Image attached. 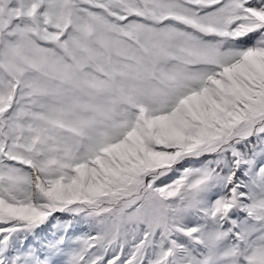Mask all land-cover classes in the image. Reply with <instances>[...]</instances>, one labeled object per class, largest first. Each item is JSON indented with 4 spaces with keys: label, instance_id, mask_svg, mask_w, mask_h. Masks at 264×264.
Listing matches in <instances>:
<instances>
[{
    "label": "snow or ice",
    "instance_id": "1",
    "mask_svg": "<svg viewBox=\"0 0 264 264\" xmlns=\"http://www.w3.org/2000/svg\"><path fill=\"white\" fill-rule=\"evenodd\" d=\"M0 264H264V0H0Z\"/></svg>",
    "mask_w": 264,
    "mask_h": 264
}]
</instances>
